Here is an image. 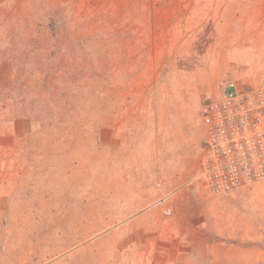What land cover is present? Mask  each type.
I'll return each instance as SVG.
<instances>
[{
    "label": "rangeland",
    "instance_id": "rangeland-1",
    "mask_svg": "<svg viewBox=\"0 0 264 264\" xmlns=\"http://www.w3.org/2000/svg\"><path fill=\"white\" fill-rule=\"evenodd\" d=\"M261 81L264 0H0V264H264V181L197 179Z\"/></svg>",
    "mask_w": 264,
    "mask_h": 264
},
{
    "label": "built area",
    "instance_id": "built-area-1",
    "mask_svg": "<svg viewBox=\"0 0 264 264\" xmlns=\"http://www.w3.org/2000/svg\"><path fill=\"white\" fill-rule=\"evenodd\" d=\"M202 121L206 139L197 179L206 191L225 194L264 181V81L241 90L228 83L203 105ZM162 212L173 214L169 206Z\"/></svg>",
    "mask_w": 264,
    "mask_h": 264
},
{
    "label": "crops",
    "instance_id": "crops-1",
    "mask_svg": "<svg viewBox=\"0 0 264 264\" xmlns=\"http://www.w3.org/2000/svg\"><path fill=\"white\" fill-rule=\"evenodd\" d=\"M133 262V261H132ZM155 263H157V262H155ZM157 264H164V263H157Z\"/></svg>",
    "mask_w": 264,
    "mask_h": 264
}]
</instances>
